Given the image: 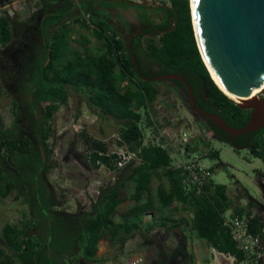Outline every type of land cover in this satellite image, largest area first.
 Here are the masks:
<instances>
[{
	"label": "trees",
	"instance_id": "obj_1",
	"mask_svg": "<svg viewBox=\"0 0 264 264\" xmlns=\"http://www.w3.org/2000/svg\"><path fill=\"white\" fill-rule=\"evenodd\" d=\"M169 1L170 5L153 7L131 0H79L78 5L71 0H39L26 19L0 17V44L5 47L0 51L1 88L12 98L16 108L13 117L18 119L11 128L0 124V198L6 199L18 191L16 199L23 197L30 209L24 220L4 225L0 238L6 249L0 250V264H99L95 253L101 239L110 235L116 239L123 230L130 235L139 227L130 219L122 223L113 220L129 198L137 204L135 214L155 208L157 203L164 209L172 202L189 203L194 209L191 229L217 251L236 258V263L245 259V253L238 248L226 225V213L230 209L233 208L232 216L247 218L250 232L258 235L264 244V219L251 212L264 210V205L247 194L248 207L239 208L227 195V186L215 184L212 179L200 193H187L178 171L171 168V155L164 145L144 143L141 110H145L149 124H153L150 109L161 92V84H172L189 101L181 81L155 80L157 76L181 75L191 85L197 105L220 116L232 128L246 127L252 112L231 100L211 78L197 45L190 0ZM103 3L107 4L105 9L122 5L149 13L156 11L164 20L150 24L145 16L141 17L148 26L145 33L132 34L126 40L118 36L117 29L111 28L108 16L98 15L100 22L91 21L89 25L97 43L96 54L73 50L68 22L72 18L83 19L81 7L88 16L96 17ZM131 53L140 74L135 70ZM149 62H156L159 67L153 71L148 67ZM69 91L85 96L89 107L100 116L121 122L124 132L118 144L126 146L128 151L140 152L142 158L139 165L132 162L117 169V153L109 152L105 142L84 132L92 167L120 173L114 183L101 185L98 199L87 213L79 210L72 214L56 209L55 194L44 180L51 169L48 165L51 121L61 106L68 104ZM197 122L211 130L214 139L236 150L246 148L264 163V127L251 133L248 142L247 134L233 138L203 117ZM209 157L219 159L220 153L211 150ZM160 170L170 188L159 186L154 194L152 181ZM257 176L264 187V167ZM129 189L133 193L126 196ZM165 228L174 229H169L167 224ZM152 230L151 225L148 229L151 235ZM176 235L177 246L160 243L156 259L148 264L196 263L184 233ZM147 244L154 243L149 239ZM120 253L124 252L120 250ZM260 263L264 264V257Z\"/></svg>",
	"mask_w": 264,
	"mask_h": 264
},
{
	"label": "rangeland",
	"instance_id": "obj_2",
	"mask_svg": "<svg viewBox=\"0 0 264 264\" xmlns=\"http://www.w3.org/2000/svg\"><path fill=\"white\" fill-rule=\"evenodd\" d=\"M38 1L0 0V17L9 15L10 17L17 16L26 19L30 17L31 14L29 13L33 12L32 9L30 12L27 10L30 7L29 5H33V9H35V3ZM132 1L139 4L143 2L153 7H160L164 4L170 5L169 0ZM106 5V3L100 4L101 9L97 11L100 17L102 15L109 17V9H105ZM122 7L134 10L140 17L145 16L150 24L158 21L157 16L154 14L156 11H152L150 14L148 11L132 6ZM81 10L84 13L82 14V20L86 23L90 25L91 21L93 23L97 22L95 16L90 17L86 14L85 8L81 7ZM128 11L125 16L131 19L135 18L133 16L135 12L132 11V14H130ZM120 19L122 22L126 20L124 17ZM125 28L128 29L129 24L125 25ZM123 34V37L127 40L132 33L127 30ZM4 49L5 47L0 44V51ZM148 67L155 71V68L157 69L159 65L153 62ZM160 88L161 92L150 109L153 124H149L145 110H141L143 120L140 126L145 134V145L163 144L169 153H171L170 151H172V154L174 152V155L170 154L171 166L174 167L178 160L177 154H181L182 148L185 147L180 136L182 131H186L190 139L194 140L196 145L194 150H198L197 152L203 156L205 165L212 168V182L227 185L228 195L235 201L237 206L242 197L243 204L247 205L250 202L245 192L249 193L259 203L263 200L262 205H264V187L255 171L257 168L263 167V161L254 158L247 149L236 150L233 146L214 139L211 130L200 127L197 121L201 120V117L195 115L192 111L183 91H175L172 84H161ZM0 93V124L3 128H11L15 121H18L13 117L16 108L12 104V98L4 94L1 81ZM258 97L264 100V93L261 92ZM20 117L23 118L24 116L21 114ZM51 126L52 134L48 140L49 150L51 151L48 165L51 169L44 180L55 194L56 209L72 214L78 213L79 210L80 213H87L91 210L93 203L97 201L101 185L114 183L120 173H111L105 167L99 169L92 167L87 158L88 148L83 133L85 132L93 139L105 142L108 145L109 152L119 153L127 148L118 144L124 132V127L121 122L113 118L102 117L98 112H94L89 107L85 96H80L71 91H69L68 104L61 106L60 110L54 114ZM211 150L219 152L220 158L209 157ZM158 175L153 178V189L157 190L159 186L168 187L167 178L161 176V173ZM114 178H116L115 181ZM242 193L244 196H241ZM17 194L18 191H14L8 198H0V237L5 224H17L30 214L28 204L24 202L23 197L17 200ZM255 210L264 219V210ZM169 236L167 232L154 233L151 238L154 244L150 246L146 244L139 245L140 238H135L133 241H128L127 245L123 247L125 248L121 250L124 252L123 254L119 251L117 254L112 255L110 259L107 258V262L112 260L108 263H120L118 257L120 255L123 256L121 258L123 264H127L129 256L144 260L147 249V253L150 255L152 250L166 241ZM5 249V244L0 238V250L4 251ZM231 261V264H234V261ZM142 264H145V260Z\"/></svg>",
	"mask_w": 264,
	"mask_h": 264
},
{
	"label": "water",
	"instance_id": "obj_3",
	"mask_svg": "<svg viewBox=\"0 0 264 264\" xmlns=\"http://www.w3.org/2000/svg\"><path fill=\"white\" fill-rule=\"evenodd\" d=\"M190 7L197 45L209 73L211 69L230 97L238 101L249 99L253 90L264 85V0H190ZM131 58L140 74L133 53ZM154 79L181 81L195 115L215 123L233 138L247 134L249 142L251 133L264 127V100L259 97L245 104L233 100L241 108L252 110L248 125L236 129L198 106L191 85L181 75Z\"/></svg>",
	"mask_w": 264,
	"mask_h": 264
},
{
	"label": "crops",
	"instance_id": "obj_4",
	"mask_svg": "<svg viewBox=\"0 0 264 264\" xmlns=\"http://www.w3.org/2000/svg\"><path fill=\"white\" fill-rule=\"evenodd\" d=\"M136 3H138V2H136ZM29 6H30V8H28L27 10H29V12H30L31 9L33 10L34 7H33V5H29ZM126 8L127 7H122V6L108 8L109 12H110L109 13L110 15L108 18H109V23L111 25V28L114 27L113 29H117L118 30V36H120V37L123 36L124 35L123 33L127 30L131 31V33H133L134 30L141 29L143 26L142 24H144L141 17L138 16L134 10H130V9H126ZM127 11L130 14H132L131 13L132 11L135 12V14L133 13L134 14L133 16L136 19L135 18L131 19L130 17H126L125 13H127ZM106 13H107V11H106ZM29 14H31V13H29ZM150 14H151V11H150ZM98 15L99 14H97V16H96L97 22H95V23H98L101 20L99 18L100 16L98 17ZM106 16L107 15H102V17H106ZM121 17H124L126 19L125 22L121 21V19H120ZM127 24H129L128 29L125 28V25H127ZM68 26L71 27V33L69 35L70 36L69 41H70L72 49L75 51H79V50L89 51V52H93L95 54L96 53L95 46L97 43H96L95 37L93 35V29H91L89 24L84 22V20H77V19L75 20L74 18H72L68 22ZM122 30H123V32H121ZM170 152H171L170 154H172V151H170ZM172 155H174V152ZM263 167H264V165H263ZM263 167L257 168L255 170L256 174L259 170H262ZM171 168H173V167L171 166ZM159 173H162V171L160 170L158 173H156L154 175V177L159 176L158 175ZM168 188H170V185L168 186ZM153 191H154V194L157 193V190L153 189ZM132 193H133V190L129 189L128 193L126 192V196H129V194H132ZM245 193H246V195L248 194L250 196L249 193H247V192H245ZM227 195H228V187H227ZM242 198L239 200L238 207L245 209L248 207L249 203L247 205L243 204ZM230 199H232V198L230 197ZM232 201H234V200H232ZM262 201L260 202L261 204H262ZM136 206H137V204L129 198L123 205L120 206V208L118 209V212L113 217V220L116 223H122V222H125L128 219H130L131 223L136 222V223H138L139 227L137 228V230L135 229V231L130 235L126 234V232L123 230V231H121L119 237L116 239H113L111 237V235L101 239L99 242L97 251L95 253V258L97 261L100 262L99 264H105V263L108 264V262H110L112 260H109L107 262V258L110 259L112 257V255L117 254L120 250H124L125 248H123V247L127 245L128 241H133L135 238L136 239L140 238L141 244L139 243V245L142 246V245L146 244L148 246L149 245V244H147L148 240L151 239L153 236L148 231V229L151 227V225H152V229H153L152 233L167 232L170 235L169 238L166 239V241L162 242L165 246L176 247L178 244V238H177L176 233L183 232L184 235L186 236V239H187L189 251L195 255V259H196L195 264H229V262L231 264L232 256H230L228 254H223V253L217 251L216 249L211 247L205 239L199 237L197 235V233L191 229L190 226H191V221L194 217V209H192V207L190 206L189 203L185 204V203H179V202H172L165 209L161 208L160 204L157 203L155 208H152V209H146L145 208V209H142L140 212H136V214H135L134 211L136 210ZM251 212L253 214L257 213L255 209L251 210ZM232 214H233V208L230 209L226 213V218L231 217ZM248 214H250V210H248ZM180 223L182 224V226H180ZM166 224L168 227H171L169 229H172V228H174V229H172L170 231L169 230L166 231L165 230ZM172 225H174V226H172ZM263 232H264V230H263ZM139 234L142 236L140 237ZM158 247L159 246H156V248L154 250H152V253L150 255H148V253H147L148 249H147V252L145 253L146 257L144 259L145 264H148L149 262L156 259ZM120 256H118L120 258V260H119L120 263H118V264H123L122 263L123 261L121 260V258L123 256H121V257ZM222 259H224V260H222ZM227 261H228V263H227ZM127 264H130V263L127 261Z\"/></svg>",
	"mask_w": 264,
	"mask_h": 264
},
{
	"label": "built area",
	"instance_id": "obj_5",
	"mask_svg": "<svg viewBox=\"0 0 264 264\" xmlns=\"http://www.w3.org/2000/svg\"><path fill=\"white\" fill-rule=\"evenodd\" d=\"M71 1L79 2V0ZM180 137L185 147L182 148L181 154H177L178 160L173 168L178 171L181 184L187 193H200L211 182V167L206 166L203 156L197 152L198 150H194L196 148L195 144H193L192 139H190L186 131H182ZM117 155V169H122L132 162L136 163V165L142 163L140 152H131L125 149L117 153ZM109 171L114 174L118 173L116 171ZM226 225L229 227L238 248L245 253V259L239 263H236V258L232 257L234 264H261L260 259L264 257V244L258 235L250 232L247 218L231 216L227 218ZM127 261L130 264L143 263L142 258L134 256H129Z\"/></svg>",
	"mask_w": 264,
	"mask_h": 264
},
{
	"label": "bare ground",
	"instance_id": "obj_6",
	"mask_svg": "<svg viewBox=\"0 0 264 264\" xmlns=\"http://www.w3.org/2000/svg\"><path fill=\"white\" fill-rule=\"evenodd\" d=\"M210 73H211V76H212V78H213V80H214V82L216 83V85L230 98V99H232V100H234V101H237V102H242V103H248L249 101H251L253 98H255V97H258V95L264 90V85H263V87L262 88H258V89H255V90H253V92H252V95H251V97L249 98V99H247V100H243V101H238V100H236V99H234V98H232V97H230L228 94H227V92L221 87V85L219 84V82L217 81V79H216V77L214 76V74H213V72H212V70L210 69Z\"/></svg>",
	"mask_w": 264,
	"mask_h": 264
},
{
	"label": "flooded vegetation",
	"instance_id": "obj_7",
	"mask_svg": "<svg viewBox=\"0 0 264 264\" xmlns=\"http://www.w3.org/2000/svg\"><path fill=\"white\" fill-rule=\"evenodd\" d=\"M156 16H157V19H158V21L157 22H159V21H162V20H164V17L162 18V16H161V13H154ZM143 26H142V28L141 29H136V30H134V32L132 33V34H143V33H145L144 32V30H146L147 28H148V26H146V25H144V24H142ZM145 37H148L147 35L145 36ZM151 62H149L148 64H150Z\"/></svg>",
	"mask_w": 264,
	"mask_h": 264
}]
</instances>
